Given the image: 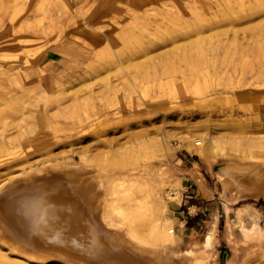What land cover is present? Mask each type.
<instances>
[{
    "label": "rangeland",
    "instance_id": "obj_1",
    "mask_svg": "<svg viewBox=\"0 0 264 264\" xmlns=\"http://www.w3.org/2000/svg\"><path fill=\"white\" fill-rule=\"evenodd\" d=\"M87 1L75 0L74 9L81 6L85 11L89 8ZM115 1L95 0L90 8L101 13L90 22L82 17L74 19L72 6L66 0H0V33L9 28L8 36L0 39V66L18 67L22 80L34 93L39 90L34 82L37 77L53 84L64 76L83 78L71 85L64 83L61 88L81 97L91 91L94 100L72 108L76 114L70 117L68 113L67 118L60 117L55 124L81 122L91 126L79 134L95 128L109 132L67 143L71 139H65L63 131L54 133V121H49L36 140L38 148L58 138L59 145L32 154L30 147L35 143L30 142L28 147L14 148L15 155L1 157L0 164L21 158L28 151L31 155L26 158L34 163L68 155L76 162L85 157L110 172H122L124 185L135 193L130 203L165 205L161 216L169 220L176 236L170 250H183L192 240L202 239L206 222L216 215L217 263L224 264L229 255L223 238L224 206L231 211L240 208V214L232 217L240 228L248 229L253 224L264 227V0H172L171 12L180 21L169 22L158 14L156 24L145 22L150 30L142 33L138 44L106 48L92 46L87 40L81 42L90 37V27L103 35H115L118 27L113 21H117L120 11ZM120 1L124 4V0ZM31 10L44 11L45 25L48 23L45 36L57 37L56 42L4 43L13 38L9 27L12 15H17L14 19L24 17ZM59 15V23L52 26L49 20ZM75 36L79 40L64 43ZM139 47H145L146 53L137 54ZM132 52L135 55L127 58ZM3 79L7 77L0 76V89L5 93L19 90L14 85L5 86ZM111 88L118 91L107 96ZM97 94L101 96L97 98ZM33 104L25 109L30 125L36 124L33 115L37 104ZM99 104L112 112L108 119L95 115ZM126 106L134 107L133 112L116 110ZM20 107V102L9 105L12 110ZM117 129L123 131L111 133ZM117 136H122V149L104 145ZM6 138L16 139L14 129ZM195 139L204 144L201 156L186 150ZM209 163L216 164V168L206 176L202 169ZM4 170V166L0 167V173ZM137 172L142 180L131 177ZM169 189L180 193L175 206L167 200ZM196 192L203 200L218 205V210L189 228L180 223L195 212L186 207L188 196ZM235 196L239 198L233 202ZM233 234L238 239L239 229L234 227ZM249 253L252 259L248 264H264V242L249 248Z\"/></svg>",
    "mask_w": 264,
    "mask_h": 264
},
{
    "label": "bare ground",
    "instance_id": "obj_2",
    "mask_svg": "<svg viewBox=\"0 0 264 264\" xmlns=\"http://www.w3.org/2000/svg\"><path fill=\"white\" fill-rule=\"evenodd\" d=\"M74 1L66 0L68 6H72L74 19L82 17L92 22L101 13L98 9L90 8L95 0L87 1L89 8L85 11L81 6L74 9ZM115 2V6L120 8L117 18L120 24L113 21L118 27L115 35H103L99 29L90 27V37L82 38L81 42L87 40L92 46L106 48L133 46L140 43L143 32L150 30L145 22L156 24L158 14L169 22L180 21L179 16L171 12L174 8L172 0H124V4L120 0ZM35 12L31 10L24 17L15 19L17 15H12L9 27L13 38L3 42L20 45L56 42L54 39L57 37L45 36L48 23L45 25L47 17L44 11ZM60 18V15L51 18L50 24L55 26ZM2 22L3 19L0 20ZM7 28L1 31L0 39L8 36ZM76 39L79 40L76 36L66 38L64 43ZM146 51L145 47H139L135 52L139 54ZM135 52L129 53L127 58L133 57ZM20 73L18 67L0 66V76L7 77L3 79L5 86L19 87L15 94L0 89L3 95L0 96V158L15 155L12 151L14 148L28 147L30 142L35 143L30 147L32 154L59 145L61 141L58 138L54 143L47 140L46 146L38 148L40 143L36 140L49 121H54V133L63 131L65 139H71L67 143L109 133L108 130L95 128L90 133L79 134L91 127L79 121V124H55L60 117L67 118L68 113L70 117L76 114L72 108L94 100L91 91L81 97L77 93L67 94L64 92L66 89L61 88L64 83L71 85L75 80L83 78L64 76L61 82L53 81V84L50 80L37 77L34 82L35 88L39 90L34 93L27 88ZM110 90H107V96H114L118 88ZM99 96L96 95L97 98ZM107 96L104 99H108ZM16 102L21 103L20 109H10L9 105ZM33 103L37 104L33 115L36 124L30 125L26 115L28 111L25 109L34 106ZM65 103L69 104L61 107ZM131 108L126 106L116 110L131 113L134 107ZM95 115L108 119L112 112L104 104H99ZM118 122L125 128L122 120ZM12 129L16 135L14 140L6 138ZM122 131L117 129L111 133ZM121 139L122 136H117L104 142V145H116L122 149L119 143ZM203 147L202 141L195 139L194 144L186 150L201 156ZM24 153L21 158H10L12 161L0 164V167L6 168L0 173V264H218L216 215L206 222V232L202 239L192 240L187 248L173 251L170 245L176 241L175 233L169 226V220L161 216L165 205L153 207L130 203L135 193L124 185V173L110 172L89 163L85 157L76 162L68 155H61L34 163L26 158L31 154L28 151ZM131 177L141 179L139 172L131 174ZM166 197L171 206H175L180 193L176 189H169ZM238 198L235 196L232 201L236 202ZM240 212V208L231 211L224 206L223 238L229 246V255L224 264H248L252 259L249 248L264 242V227L253 224L248 229H242L232 222V217L238 216ZM234 227L239 229L238 239L234 237ZM255 264L262 262L257 261Z\"/></svg>",
    "mask_w": 264,
    "mask_h": 264
},
{
    "label": "crops",
    "instance_id": "obj_3",
    "mask_svg": "<svg viewBox=\"0 0 264 264\" xmlns=\"http://www.w3.org/2000/svg\"><path fill=\"white\" fill-rule=\"evenodd\" d=\"M216 164L209 163L208 166H206L204 169H202L203 173L206 176H211L215 172ZM192 187H195V183L190 184ZM212 188V187H211ZM194 192V189L191 191ZM190 199L187 210H190L191 208L195 209V212L193 214H188L189 216L184 219V223L187 224V221L190 222L191 226H198L202 221V218L205 216L210 215V213L213 212L214 209L218 210V205H213V203L210 200H203L202 197L198 196V192L192 196H188ZM217 201V199L214 201V203Z\"/></svg>",
    "mask_w": 264,
    "mask_h": 264
},
{
    "label": "trees",
    "instance_id": "obj_4",
    "mask_svg": "<svg viewBox=\"0 0 264 264\" xmlns=\"http://www.w3.org/2000/svg\"><path fill=\"white\" fill-rule=\"evenodd\" d=\"M186 226H187V227H189V228H191V227H192L189 221H187V224H186Z\"/></svg>",
    "mask_w": 264,
    "mask_h": 264
}]
</instances>
